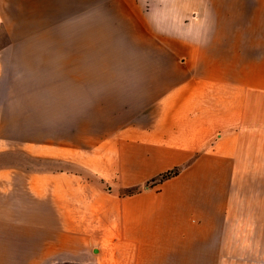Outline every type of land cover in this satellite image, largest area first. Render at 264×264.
<instances>
[{
	"label": "crops",
	"instance_id": "0c3cea01",
	"mask_svg": "<svg viewBox=\"0 0 264 264\" xmlns=\"http://www.w3.org/2000/svg\"><path fill=\"white\" fill-rule=\"evenodd\" d=\"M81 1L78 17H122L139 60L175 74L85 147L26 148L108 187L71 169L0 167V226L26 235L33 264H264V0ZM3 15L0 4V28Z\"/></svg>",
	"mask_w": 264,
	"mask_h": 264
},
{
	"label": "rangeland",
	"instance_id": "374dc122",
	"mask_svg": "<svg viewBox=\"0 0 264 264\" xmlns=\"http://www.w3.org/2000/svg\"><path fill=\"white\" fill-rule=\"evenodd\" d=\"M0 4L3 169L82 170L68 161L32 157L26 148L39 143L85 147L131 121L175 74L155 76L164 62L139 60L138 34L130 25L126 30L122 17H116L113 26L102 25L100 17L91 18L90 11L78 17V7L90 9L85 2L78 6V0H0ZM21 234L0 226V264L36 261L34 253L26 252L30 243Z\"/></svg>",
	"mask_w": 264,
	"mask_h": 264
},
{
	"label": "trees",
	"instance_id": "16d2710c",
	"mask_svg": "<svg viewBox=\"0 0 264 264\" xmlns=\"http://www.w3.org/2000/svg\"><path fill=\"white\" fill-rule=\"evenodd\" d=\"M85 171H86V170L82 169V170H80L79 172L88 175ZM77 172H78V170H77ZM178 172H179V169H178V168H175V169L170 170V171H168V172H166V173H163V174H161L158 178H156V180H153V181H152V184H154V183H156V182H161V181H163V180H165V179H168V178H170V177H173V176L177 175ZM88 176H90V175H88ZM90 177H91L93 180L97 181L99 184H101V185H103V186H105V187H108L107 184L104 182V180H101L98 176L92 174ZM134 191H135V189H126V190H122L121 193H122V194H131V193H133Z\"/></svg>",
	"mask_w": 264,
	"mask_h": 264
}]
</instances>
